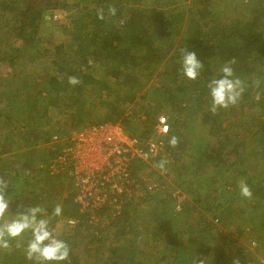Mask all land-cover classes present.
Returning a JSON list of instances; mask_svg holds the SVG:
<instances>
[{
	"label": "trees",
	"instance_id": "1",
	"mask_svg": "<svg viewBox=\"0 0 264 264\" xmlns=\"http://www.w3.org/2000/svg\"><path fill=\"white\" fill-rule=\"evenodd\" d=\"M69 1V10L73 8L70 23L61 21L57 26L60 38L45 47L41 24L49 17L47 10L59 6L58 0H0L4 31L24 46L9 48L13 56L10 62L18 66L17 60L29 54L39 59L30 76L21 75L20 84L0 89V176L10 180V211H22L33 200L31 206L43 208L48 195H63L58 202L61 216L78 221L74 232L64 238L71 252L68 261L61 264H82L74 248L80 237L77 251L91 253L89 241L93 239L82 233L89 227V213H81L74 200L77 190L71 168L53 172V160L68 145L73 127L115 122L146 141L153 135L159 115L165 114L171 130L158 160L168 157L177 178L185 172L194 174L192 184H188L193 202L184 203L178 211L170 192L165 189L157 193L166 186V181L158 177L160 189L144 198L148 209H140L143 201L130 199L122 214L105 229L117 227L119 236L128 235L131 229L152 236L166 232L175 250L164 257L165 264H193L199 228L211 225L205 212L213 214L214 220L228 221L236 206L243 214L254 209L257 232H264V64L254 62L264 60V0H245L239 4L242 7L228 0H186L188 9L180 6L183 0ZM99 8L104 9L102 20L97 17ZM109 8H115L114 15ZM14 11L17 17L11 13ZM182 48L195 51L204 64L195 81L179 70ZM232 59L236 61L235 75L247 88L246 93L237 105L214 114L207 84L219 77L220 67ZM47 67L53 71L47 72ZM70 76L80 83L70 85ZM150 80L153 83L147 87ZM256 107L260 108L257 114L252 112ZM232 110L235 116L229 113ZM258 119L262 121L257 126L251 124ZM197 123L206 134L196 130ZM54 135L59 139L54 141ZM172 136L179 141L175 147L168 142ZM247 139L258 146L251 150L243 147ZM254 158L256 167L247 162ZM242 180L250 187L251 198L240 194ZM54 207L43 208L53 227L57 223V217L52 216ZM249 218L243 217L247 221ZM133 236V240H140L137 234ZM205 236L209 239L212 235ZM29 237L30 233H25L20 243ZM161 245L167 248L169 244L166 240ZM103 248L98 246L94 255L107 264H152L136 253L137 247L122 254L110 245L107 259ZM223 250L217 251L215 264H235L237 258ZM0 264L33 262L25 258L17 241H12L9 249L0 250Z\"/></svg>",
	"mask_w": 264,
	"mask_h": 264
},
{
	"label": "rangeland",
	"instance_id": "2",
	"mask_svg": "<svg viewBox=\"0 0 264 264\" xmlns=\"http://www.w3.org/2000/svg\"><path fill=\"white\" fill-rule=\"evenodd\" d=\"M187 1L186 0H183L181 2L179 1L180 6L183 7L184 9H188ZM244 1L245 0H228V3L238 7V5L243 3ZM58 2H59L58 3L59 6L57 8H52L47 10L46 17L47 16L49 17L47 18V20H43L41 24V41L44 42L45 47L52 46L50 45V42L54 41L57 38L58 39L60 38L59 35H61V33L57 31V26L61 23V21H62L61 24L67 22L70 23L69 21L72 18L73 8L69 10V6H68V4H70V1L58 0ZM11 13L17 17L16 11ZM4 26H5L4 23L1 21L0 22V42H1L0 43V89L3 86H8V84H11L12 86L20 84L23 78L21 75L30 76L32 74L31 71L33 70L34 72L35 67L39 63V59L38 58L34 59V56L30 54L28 55V58L25 56H21L19 60H17L18 66H16L17 64H13L10 62V59L13 56L11 54L12 50H10L9 48H12V46H14L15 48L18 47L22 48L24 46L20 42H16L15 38L11 36L12 35L11 33H9L10 35L7 34L4 31ZM51 51L53 50L51 49ZM38 53L39 52L37 49V52L34 55L38 56ZM254 62L259 63V65L261 63L264 64V60L259 58L258 60L256 59ZM16 67L17 70H15ZM145 70L147 71L148 69L146 68ZM46 71L52 72L53 70L52 68L47 67ZM152 83L153 80H150L147 87L152 85ZM246 89L247 88H245L244 93H246ZM140 93L141 92L137 94V98L143 95L145 91L142 92L141 94ZM259 110L260 108L256 107L255 110L253 111L251 110V111L257 114L258 112H260ZM232 111H230L229 113L231 115L233 113L235 114V111L234 110ZM0 112H2L1 107H0ZM263 112H264V108H263ZM224 113L225 112H223L222 115H224ZM261 121H262L261 119L254 120V122H252L251 124L257 126L259 123H261ZM199 123H197L198 127L196 128V130L199 129V125H200ZM1 127L2 124L0 121V129ZM76 128L77 127H73V130L74 131L78 130V128L77 129ZM203 129H204L203 126H201L199 129L200 134H206ZM256 146H258V144L250 139H247V143L243 145V147H246L249 150H251L252 147H256ZM13 153L15 152L14 151L11 152V154ZM7 155L10 154L7 153ZM165 160L167 161V164L165 165V168L163 170L158 167V162L160 160H155L153 166H151V169L154 170L155 173L161 179H163V182L166 181L165 182L166 186H163V189L157 191V193L161 194L166 189L167 192H170L172 194V197L174 199L173 196L174 191L180 189L182 192H184V197H185L184 198L185 201L183 202V208H184L186 202L191 203L193 202L194 199L193 196L191 195L192 194L191 190H189L188 188L189 187L188 184H190L191 180L194 179V174L191 172H185V175L182 178L180 177L177 178L176 177L177 174L176 171H174L175 169L172 165V162L169 160L168 157H165ZM247 162L248 165L254 164L253 166L256 167L255 158L254 160H251V162L250 160H247ZM51 167L52 166H50V169ZM26 175H28V173H26ZM33 175H36V173L34 172ZM261 177L262 179H264L263 176ZM65 192H67V190H65ZM62 198L63 195H59V197L57 198L50 194L48 195L47 198L44 199L42 206L44 205L43 208L45 206L53 207ZM136 200L140 203L143 201L141 203L140 209H143L144 211L148 209V201H145L143 198L142 199L137 198ZM34 202L35 201L33 200L32 203L30 204L32 205ZM200 207L201 209H203L202 205ZM143 210L141 211L144 212ZM234 210H235L234 213L231 215V217H229L228 221L226 220L218 221L217 218L214 220L213 214L205 212L206 213L205 215L211 218V225L207 226L205 224H202L200 226L199 231L197 233L199 240L194 246V254L198 258L204 259V264H215L218 258L217 251L222 250L223 247H224L223 251H228L231 256H235L237 258L238 264H264V238H263L264 232L262 233L257 232L258 218H257L256 210L249 208V210L245 211L246 215L243 214L239 206L238 207L236 206ZM140 213L141 212H139L137 215L139 216ZM244 216H249L250 217L249 221L244 220L243 219ZM253 216H255L254 220H253ZM71 218H76V217L66 218L61 215L57 217V223L54 226V228L56 229V233L58 237L62 240H64L65 237L70 235L71 231L73 233L75 230L76 223L75 224L70 223L69 221ZM88 225L89 227L86 226L83 228L82 233L84 235L88 233L93 239V241H89V243L91 242L89 245L91 253L87 254V253H83L82 251L80 252L77 251L79 247H81V244L79 243L80 237H78L76 241L77 245L74 248V252L76 251L78 258L80 259L82 264H107L106 262H103V260L97 259L95 257L94 254L96 252V248L98 249V246L100 248L104 247L101 250V251H105L103 254L104 259H107L108 257L107 255L109 253L107 252V248L110 245L118 248L119 253L122 254L128 252L130 248L137 247L139 250H137L136 253L144 257L146 260L150 261L152 264H165L166 262H164V257L168 258V256H171V254L174 253L175 250V248L172 247V244L169 243V237L167 236L166 232L161 233L160 236H158L159 234L157 236H152V234H148L147 231L146 232L142 231L139 234L138 230L131 229L128 232V235L119 236L116 233L117 227H115L114 229H112V227L105 229V225L103 224V221H100L99 224H97V221L91 222L89 218ZM159 230L160 228L159 229L157 228L158 232H160ZM134 233L140 237V240H135V239L133 240V238H135L133 236ZM205 234H211L212 236L209 237L208 239L207 238L208 236H205ZM166 240L168 241L169 244L167 248L161 245V242L164 243ZM175 241L178 243L180 239ZM253 241H256L258 246H253L252 245ZM236 247H239L240 250L237 251ZM215 252L216 254H214Z\"/></svg>",
	"mask_w": 264,
	"mask_h": 264
},
{
	"label": "built area",
	"instance_id": "3",
	"mask_svg": "<svg viewBox=\"0 0 264 264\" xmlns=\"http://www.w3.org/2000/svg\"><path fill=\"white\" fill-rule=\"evenodd\" d=\"M168 117L161 114L155 131L146 141L129 134L115 122L94 123L72 132L68 145L53 160L52 171L71 168L80 212L89 213L91 222L110 226L123 212L130 199H144L160 189L152 161L165 151V138L170 133ZM59 139L58 135L53 140ZM144 166L136 169L137 166ZM135 171V172H134ZM178 211L183 209L184 192L173 193ZM78 219L71 218L70 223ZM253 246H258L256 241Z\"/></svg>",
	"mask_w": 264,
	"mask_h": 264
},
{
	"label": "clouds",
	"instance_id": "4",
	"mask_svg": "<svg viewBox=\"0 0 264 264\" xmlns=\"http://www.w3.org/2000/svg\"><path fill=\"white\" fill-rule=\"evenodd\" d=\"M109 13L114 15L115 8H109ZM98 19H104V9H97ZM180 72L189 80L195 81L204 68V64L198 59L195 51L181 49ZM235 59L226 61L219 69L221 75L211 79L207 88L211 98L210 111L216 113L219 109H228L237 105L245 91L242 80L235 75L233 65ZM68 83L75 86L80 83L75 76L68 78ZM259 87V82L256 83ZM256 99H260L259 93ZM169 145L175 147L178 138L172 136ZM158 160V158L156 159ZM155 161V160H154ZM154 161H152V166ZM167 161L161 159L158 167L164 169ZM10 180L0 176V250L9 249L12 241H17V247H22L25 258L33 264H61L68 261L70 245L60 239L56 229L51 225V219L45 215V210L39 205L23 206L22 211L11 212L8 189ZM240 194L245 198L252 197V191L246 181L239 184ZM62 214V205L56 204L52 216L59 217ZM30 233V237L23 243L20 238ZM193 264H204V259L194 256ZM238 264V261L235 262Z\"/></svg>",
	"mask_w": 264,
	"mask_h": 264
}]
</instances>
